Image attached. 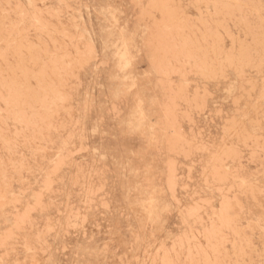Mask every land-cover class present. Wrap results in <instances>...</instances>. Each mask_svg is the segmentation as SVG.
Wrapping results in <instances>:
<instances>
[{"label":"rangeland","instance_id":"374dc122","mask_svg":"<svg viewBox=\"0 0 264 264\" xmlns=\"http://www.w3.org/2000/svg\"><path fill=\"white\" fill-rule=\"evenodd\" d=\"M0 264H264V0H0Z\"/></svg>","mask_w":264,"mask_h":264},{"label":"bare ground","instance_id":"6f19581e","mask_svg":"<svg viewBox=\"0 0 264 264\" xmlns=\"http://www.w3.org/2000/svg\"><path fill=\"white\" fill-rule=\"evenodd\" d=\"M94 150V149H93ZM150 214V213H149Z\"/></svg>","mask_w":264,"mask_h":264}]
</instances>
